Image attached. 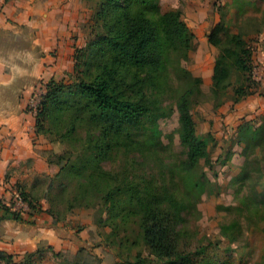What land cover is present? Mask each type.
Here are the masks:
<instances>
[{
    "label": "rangeland",
    "instance_id": "374dc122",
    "mask_svg": "<svg viewBox=\"0 0 264 264\" xmlns=\"http://www.w3.org/2000/svg\"><path fill=\"white\" fill-rule=\"evenodd\" d=\"M157 3L159 13L181 12L195 35L193 45L184 60L180 51H172V79H168L172 87L158 91L146 71L127 67L122 70L120 90L132 99H139L143 93L152 95L159 106L156 123L160 140L153 139L150 144L141 130L135 138L146 139V144L130 149L122 139L114 141L98 162L87 164L93 151L89 148L91 140L99 131L89 130L87 122L75 125L70 112L50 109L39 133L48 169L20 179L10 188L11 198L12 189L19 186L29 200L46 210L42 212L45 216L53 218L55 213L60 218L53 222L60 238L57 252L36 264H136L139 255L143 264H167L166 257L155 255L139 241L136 218L123 221L111 217L102 198L104 184L94 189L88 185L86 175L97 166L117 174L121 183L127 179L145 191L159 195L168 192L184 204L173 223L172 236L176 250L197 264H264V109L252 113L243 107L264 88V0ZM97 4L98 0H89L90 20L73 35L75 52L86 49V57L79 58V67L74 70L78 55L82 57L75 54L73 68L56 79L58 82L78 84L95 77L107 50L102 42L103 28L95 23ZM219 22L225 26L220 34L224 47L232 35L239 34L252 51L249 69L233 67L230 88L223 95L212 91L221 48L208 41ZM179 65L202 78V91L194 99L192 113L197 134L208 139L213 162L210 167L202 160L190 174L184 166L188 147L180 137L177 110L182 87L174 78ZM248 85L253 93L235 102V88ZM59 97L72 101L75 93L66 90ZM26 203L24 199L21 203L10 201L29 219L31 208Z\"/></svg>",
    "mask_w": 264,
    "mask_h": 264
},
{
    "label": "trees",
    "instance_id": "16d2710c",
    "mask_svg": "<svg viewBox=\"0 0 264 264\" xmlns=\"http://www.w3.org/2000/svg\"><path fill=\"white\" fill-rule=\"evenodd\" d=\"M157 8V0H98L94 18L95 23H100L103 28L102 42L107 47L102 62L97 65L95 77L89 82L81 80L78 84L68 85L52 78L45 84V93L35 116L37 133H40V127L48 117L50 109L70 112L75 125L87 122L89 130L94 128L99 131V136L91 140L89 148L93 151L89 154L87 164L98 162L114 141L122 139L130 149L146 144V139L135 138L141 130L149 138L150 144L153 139L160 140V130L156 123L159 106L152 95L143 93L139 99H132L120 90L124 80L122 70L127 67L146 71L158 91H165L166 86L172 87L168 81L172 79L169 70L172 65V51H180L184 60L193 45L195 35L182 20L181 12L170 10L159 13ZM224 30V24L219 22L208 36L212 45L221 48L213 74L212 91L217 95L226 94L230 88L233 67L247 70L252 58V51L246 47L239 34L232 35L230 43L224 47L220 37ZM79 53L82 57H79ZM75 54L79 55L74 70L79 67V58L86 57V49L78 50ZM178 72L174 79L177 86L182 87L177 102L180 137L188 147L184 166L190 174L202 160L210 167L213 162L208 139L197 134L192 113L194 99L202 91V78L194 76L180 65ZM66 90L75 93L72 101H62L59 97ZM234 91L237 97L235 102L253 93L250 85L239 86ZM220 160L221 158L217 162ZM82 165H86V161ZM97 167L96 171L88 172L86 181L93 189L104 184L102 198L111 217L123 221L136 218L139 241L148 246L155 255L166 257L167 264H197L195 259L176 250L172 236L173 223L184 204L168 192L159 195L145 191L127 179L121 183L122 180L119 181L117 174ZM117 181L119 184H110ZM17 188L31 208V214L46 211L38 203L29 200L19 186ZM10 205L6 206L8 214L16 220H23L19 212L11 210ZM49 213L52 211L49 210ZM52 214L56 223L60 221V218L54 216L55 213ZM1 263L35 264V261L27 256V259L15 262L13 256L0 251ZM136 264H143L140 255Z\"/></svg>",
    "mask_w": 264,
    "mask_h": 264
},
{
    "label": "crops",
    "instance_id": "0c3cea01",
    "mask_svg": "<svg viewBox=\"0 0 264 264\" xmlns=\"http://www.w3.org/2000/svg\"><path fill=\"white\" fill-rule=\"evenodd\" d=\"M90 17L89 0H0V251L15 262L48 260L60 245L52 217L29 212L30 221L16 220L6 206L11 185L49 167L28 102L73 68V35ZM243 107L264 109V88Z\"/></svg>",
    "mask_w": 264,
    "mask_h": 264
},
{
    "label": "built area",
    "instance_id": "2783aa9c",
    "mask_svg": "<svg viewBox=\"0 0 264 264\" xmlns=\"http://www.w3.org/2000/svg\"><path fill=\"white\" fill-rule=\"evenodd\" d=\"M45 92H40V93H35L33 94V96L30 98L29 102H28V108L29 110L34 113L35 115L37 114L39 107L41 105L42 102V98ZM12 193H13V197L11 198V200H13V202L16 203H21L23 201V197L21 196L18 188H14L12 189ZM27 204V203H26ZM25 204V205H26ZM10 205V204H9ZM28 207V204L26 205ZM11 210L12 211H16L18 212V210L16 209V206H12L10 205ZM21 214V216L23 215L22 212H19ZM23 217V216H22Z\"/></svg>",
    "mask_w": 264,
    "mask_h": 264
}]
</instances>
